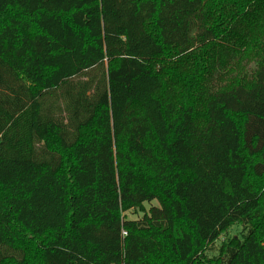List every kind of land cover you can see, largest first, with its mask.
Listing matches in <instances>:
<instances>
[{
  "label": "trees",
  "instance_id": "trees-1",
  "mask_svg": "<svg viewBox=\"0 0 264 264\" xmlns=\"http://www.w3.org/2000/svg\"><path fill=\"white\" fill-rule=\"evenodd\" d=\"M0 264H264V0H0Z\"/></svg>",
  "mask_w": 264,
  "mask_h": 264
},
{
  "label": "rangeland",
  "instance_id": "rangeland-1",
  "mask_svg": "<svg viewBox=\"0 0 264 264\" xmlns=\"http://www.w3.org/2000/svg\"><path fill=\"white\" fill-rule=\"evenodd\" d=\"M263 58L257 55H250L244 51L235 57L226 67H218L216 70L211 69L206 71L203 75V80L200 83V88L202 92H214L222 87H226L232 81L241 80L244 82H250L255 75V70L261 63ZM200 109L201 106L199 105ZM201 111V110H200ZM153 206H160L159 199H154L151 202H144L139 208H132L126 213L127 218L135 219L141 218L144 213H148L149 209ZM242 230L239 226H232L225 235L221 236L208 251L209 256L216 255V250L220 246L222 239L225 237H231L233 235H238Z\"/></svg>",
  "mask_w": 264,
  "mask_h": 264
}]
</instances>
